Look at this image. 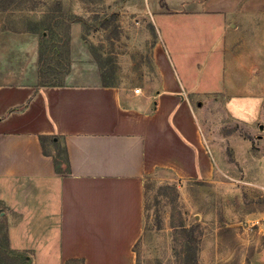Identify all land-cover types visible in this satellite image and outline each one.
<instances>
[{"label": "crops", "instance_id": "obj_1", "mask_svg": "<svg viewBox=\"0 0 264 264\" xmlns=\"http://www.w3.org/2000/svg\"><path fill=\"white\" fill-rule=\"evenodd\" d=\"M164 1L179 8L150 13L158 37L150 57L160 78L150 96H122L102 78L82 39L78 2L66 6L71 19L45 12L20 28L11 25L9 5H0V204L8 245L29 264H137L146 178L157 169L188 181L214 176L193 101L224 86L237 94L239 72V87L251 96L261 91L264 60L251 59L246 45L256 29L264 42V0ZM124 2L128 12L142 11L138 0ZM157 21L167 22V42ZM67 23L70 68L57 84L38 86L39 31ZM216 40L219 64L210 55ZM39 135L60 136L69 173L55 172Z\"/></svg>", "mask_w": 264, "mask_h": 264}, {"label": "rangeland", "instance_id": "obj_2", "mask_svg": "<svg viewBox=\"0 0 264 264\" xmlns=\"http://www.w3.org/2000/svg\"><path fill=\"white\" fill-rule=\"evenodd\" d=\"M76 2L84 11L82 39L105 81L117 85L122 96L133 94L135 87L141 88L139 96L153 94L160 78L150 57L158 38L150 13L179 7L164 0H138L142 10L138 13L128 12L124 0H64L63 5L59 0H0V5H9L11 25L20 28L42 20L45 12L60 11L71 19L66 6ZM166 25L156 23L167 42ZM261 32L254 30V38L246 45L255 61L264 60ZM218 45L213 41L210 55L215 58ZM230 58L227 54V69H233ZM235 76L232 83L238 84L237 94L224 86L220 93L193 101L215 161L213 178L188 181L167 169H157L146 178L144 230L134 247L137 264H264V79L260 75L263 87L251 96L249 89L239 87L242 73ZM1 208L0 264H4L15 254L3 248L6 222Z\"/></svg>", "mask_w": 264, "mask_h": 264}, {"label": "trees", "instance_id": "obj_3", "mask_svg": "<svg viewBox=\"0 0 264 264\" xmlns=\"http://www.w3.org/2000/svg\"><path fill=\"white\" fill-rule=\"evenodd\" d=\"M39 37L38 86L55 85L63 79L70 68L69 25L67 23L62 28L43 30L39 32ZM101 76L104 77L103 73ZM38 137L43 153L52 156L55 172L59 174L69 173L68 154L60 136L39 135ZM1 207L0 204V214L2 213ZM3 220L6 222L5 216ZM4 238L7 245L3 248L15 254L13 258L4 261V264H29L27 254L10 249L6 233H4ZM66 264H82V262L80 263L77 259H69Z\"/></svg>", "mask_w": 264, "mask_h": 264}, {"label": "built area", "instance_id": "obj_4", "mask_svg": "<svg viewBox=\"0 0 264 264\" xmlns=\"http://www.w3.org/2000/svg\"><path fill=\"white\" fill-rule=\"evenodd\" d=\"M133 92H134L135 94H142V92H141V88H140V87H135V88H133Z\"/></svg>", "mask_w": 264, "mask_h": 264}]
</instances>
